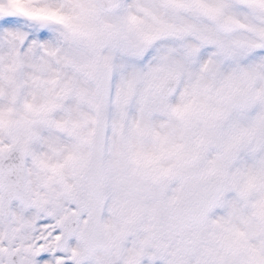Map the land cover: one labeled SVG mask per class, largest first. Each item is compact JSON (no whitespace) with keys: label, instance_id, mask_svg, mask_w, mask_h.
Listing matches in <instances>:
<instances>
[{"label":"snow or ice","instance_id":"obj_1","mask_svg":"<svg viewBox=\"0 0 264 264\" xmlns=\"http://www.w3.org/2000/svg\"><path fill=\"white\" fill-rule=\"evenodd\" d=\"M0 264H264V0H0Z\"/></svg>","mask_w":264,"mask_h":264}]
</instances>
